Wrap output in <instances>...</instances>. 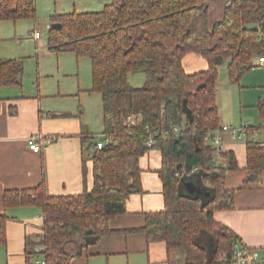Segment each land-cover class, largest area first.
Instances as JSON below:
<instances>
[{
    "label": "trees",
    "instance_id": "obj_1",
    "mask_svg": "<svg viewBox=\"0 0 264 264\" xmlns=\"http://www.w3.org/2000/svg\"><path fill=\"white\" fill-rule=\"evenodd\" d=\"M225 5L221 20L211 27L208 7L196 0H110L99 11L49 16L48 51L89 58L90 91L101 95L103 132L111 138L97 150L95 134L81 133L93 165L89 192L84 188L74 196H49L43 183L4 191V206L34 205L43 215L39 241L26 237L25 264L36 259L68 264L82 248L112 233L110 220L125 212L132 193L141 191L138 161L149 149L161 151L164 208L147 213L139 231L147 242L163 241L168 252L180 251L184 264H229L220 254L229 258L233 242L240 240L213 214L236 206V190L225 181L238 163L232 151L221 152L227 164L220 165L205 137L220 124L218 67L226 63L229 80L238 83L255 67L253 60L264 55V0H229ZM35 8V0H0V20L34 19ZM188 53L201 56L207 68L185 73L181 62ZM23 72L21 60L0 59V85L16 86ZM139 72L147 80L135 87L128 75ZM258 107L264 118V103ZM130 116L134 122L127 121ZM246 147L245 183L264 170V145L247 141ZM189 175L200 177L210 194L206 201L181 191V179ZM7 219L0 214V245L7 241ZM205 232L214 238L210 258L196 240ZM35 246L42 248L36 252Z\"/></svg>",
    "mask_w": 264,
    "mask_h": 264
},
{
    "label": "crops",
    "instance_id": "obj_2",
    "mask_svg": "<svg viewBox=\"0 0 264 264\" xmlns=\"http://www.w3.org/2000/svg\"><path fill=\"white\" fill-rule=\"evenodd\" d=\"M96 1L101 4L100 7L96 6L99 8L86 6L66 12L55 10V13L99 11L110 2ZM96 1H93L94 5H97ZM228 1L196 0V3L208 7L211 27L214 22L221 20ZM21 21L0 20V59H19L23 64L28 60L26 57H32L34 52L35 57L40 58L37 51L40 48L41 52L46 51L43 54L53 53L48 51L46 42L41 46L35 45L32 53L31 44L27 46L26 39L33 38L31 34L34 30H29V36L24 35V32L19 31ZM6 26L11 27V34H4ZM47 26L50 27L48 23ZM41 36L40 33L39 39H33L35 42L40 41ZM186 56L181 62L185 73L207 68L201 56L193 53ZM23 75L24 72L16 86L0 85V214L8 216L7 241L5 245H0V264H25L26 237L35 239L43 225V215L37 206H4V191L33 189L43 183L46 195L74 196L82 193L84 188L89 192L94 180L92 161L88 157L90 152L84 151L85 144L81 139L82 131L94 133L89 131L83 109L72 111L58 103L56 99L61 94L55 95L44 88L39 69L35 84L25 81ZM218 81L215 102L220 119L219 128L224 124L246 129L252 127L249 131L254 130L256 135L249 133L245 138H233L228 132H220L222 150L214 152L216 161L226 166L227 161L220 153L232 151L238 163L237 170L226 173L225 181L227 188L236 190V206L233 210L214 212L213 218L236 232L240 240L238 242L253 248L259 259L264 260V170L255 181L245 183L246 142L264 145V118H261L258 107L259 101L264 103V67H253L243 74L238 83L228 79L229 83L220 88L221 92L218 90ZM31 133L46 138L39 151L28 148L27 137ZM82 162L87 171L85 185ZM138 164L141 169V191L132 193L125 201V212L110 220L109 227L113 232L95 244L82 248L81 254L70 258L68 264H184L181 252H168L163 241L147 242L144 233L139 231L144 227L147 213L164 208L163 185L159 177L161 151L149 149L140 157ZM196 240L207 247V252L213 250L214 238L209 233H201Z\"/></svg>",
    "mask_w": 264,
    "mask_h": 264
},
{
    "label": "rangeland",
    "instance_id": "obj_3",
    "mask_svg": "<svg viewBox=\"0 0 264 264\" xmlns=\"http://www.w3.org/2000/svg\"><path fill=\"white\" fill-rule=\"evenodd\" d=\"M93 1L96 0H35V18L28 20L22 19L23 21H21V25L19 26V31L22 33L24 32V35L29 36V30L31 29L39 31L42 35L41 40H36L37 42L31 37L26 39L27 46L31 44L32 53L35 51V45L38 44L41 46L43 43L45 44L47 40V23L49 24V16L56 14L55 10L66 12V10H73L72 8L80 10L83 7L87 8L86 6L92 8L99 5L100 7L101 4H99V2L96 1L97 5H94ZM4 32V34H11V27L6 26ZM41 49L42 48L37 50L39 51V60L35 57L36 53L34 52V55H32V57L28 55L26 57L28 60L23 63V78H25V81L29 83L34 82L35 84L37 71L39 69V73L41 74L40 81H43L44 88L55 95H57V93L61 94V97L56 99L57 102L65 105L72 111H81V109H83L84 120L88 122L89 131L94 134H102L104 131V124L102 122L103 109L101 108V95L90 91L92 80L89 58H77L73 52L43 54L46 53V51L41 52ZM186 58L189 57L186 56ZM186 58H184V60ZM224 68L226 69V63L220 65V68H218L219 92H221L220 88H223L230 81H228L229 77ZM128 79H130L131 85L135 87L143 86L147 80L144 72L129 73ZM96 141L97 139L94 138V144ZM187 178H192L195 181L198 180V176L196 175H189Z\"/></svg>",
    "mask_w": 264,
    "mask_h": 264
},
{
    "label": "built area",
    "instance_id": "obj_4",
    "mask_svg": "<svg viewBox=\"0 0 264 264\" xmlns=\"http://www.w3.org/2000/svg\"><path fill=\"white\" fill-rule=\"evenodd\" d=\"M31 36L35 39H39L40 33L35 31L31 34ZM253 64L255 67L257 66H263L264 67V55L257 56L253 60ZM127 121L129 122H134V116H130ZM228 132L232 135L233 138H245L247 134L251 133L252 136L256 135V132L254 130H247L246 128L243 127H235L233 125H227L224 124L220 128L216 129L215 131L211 132L205 137L206 143L210 145L211 148L214 149L215 152L221 151V142H220V132ZM97 141L95 143V148L97 150L103 149V146L106 142H109L111 136L105 132H102V134H96L95 135ZM46 138H43L42 135L38 133H31L27 137V145L30 150L33 151H39L41 149V143L45 140ZM50 142L51 140L48 138L47 140ZM148 144H152L153 141L150 138L149 141L147 142ZM196 170V167H193L191 169V172H194ZM176 176L178 175L177 173L175 174ZM35 241L38 242L39 238L35 237ZM41 246H35V251L41 250ZM220 257L223 259H226L229 264H264V260H260L257 252L251 248L244 246L240 244L238 241L233 242L232 245V250L230 252L229 258H226V253L222 252L220 254ZM34 264H43V261L41 259H36Z\"/></svg>",
    "mask_w": 264,
    "mask_h": 264
},
{
    "label": "water",
    "instance_id": "obj_5",
    "mask_svg": "<svg viewBox=\"0 0 264 264\" xmlns=\"http://www.w3.org/2000/svg\"><path fill=\"white\" fill-rule=\"evenodd\" d=\"M58 26L59 24L53 25L52 27L57 28ZM180 189L186 196L200 197L203 202L206 201L207 200L206 197H209L210 195L209 191L203 188L201 184V179L199 176H198L197 181H195L192 178H189V179L187 177L182 178ZM214 251H215V247L213 248L212 251H208L209 258L213 255ZM206 264H209V263H206Z\"/></svg>",
    "mask_w": 264,
    "mask_h": 264
}]
</instances>
